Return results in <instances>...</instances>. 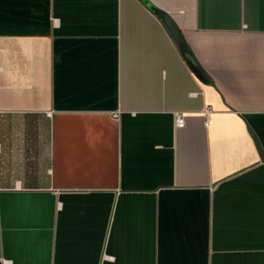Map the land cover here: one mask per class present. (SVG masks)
Returning a JSON list of instances; mask_svg holds the SVG:
<instances>
[{"label": "crops", "instance_id": "obj_1", "mask_svg": "<svg viewBox=\"0 0 264 264\" xmlns=\"http://www.w3.org/2000/svg\"><path fill=\"white\" fill-rule=\"evenodd\" d=\"M248 129L264 0H0V264H264Z\"/></svg>", "mask_w": 264, "mask_h": 264}, {"label": "water", "instance_id": "obj_2", "mask_svg": "<svg viewBox=\"0 0 264 264\" xmlns=\"http://www.w3.org/2000/svg\"><path fill=\"white\" fill-rule=\"evenodd\" d=\"M150 9L162 20L166 28L168 29L171 37L173 38L182 58L186 62L187 66L190 68V70L195 74V76L204 84H213V81L211 77L208 75V73L204 70V68L200 65L198 60L196 59L194 53L192 52L189 44L187 43L182 31L176 24V22L173 20V18L166 12L153 7L149 6ZM249 133L255 143V146L257 148V151L260 156V160L264 161V150L260 144V141L258 137L255 135V133L248 129Z\"/></svg>", "mask_w": 264, "mask_h": 264}, {"label": "built area", "instance_id": "obj_3", "mask_svg": "<svg viewBox=\"0 0 264 264\" xmlns=\"http://www.w3.org/2000/svg\"><path fill=\"white\" fill-rule=\"evenodd\" d=\"M212 112V109L209 107H206L204 109V114L207 116L206 117V125L211 123V119L208 117V115ZM184 124V118L181 112H175L174 113V126L175 127H182Z\"/></svg>", "mask_w": 264, "mask_h": 264}]
</instances>
